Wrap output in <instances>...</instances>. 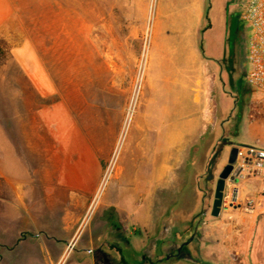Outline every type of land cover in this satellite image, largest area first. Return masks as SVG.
I'll list each match as a JSON object with an SVG mask.
<instances>
[{
  "label": "crops",
  "instance_id": "1",
  "mask_svg": "<svg viewBox=\"0 0 264 264\" xmlns=\"http://www.w3.org/2000/svg\"><path fill=\"white\" fill-rule=\"evenodd\" d=\"M154 1L146 116L167 151L158 166L153 151L134 153L135 171L128 172L125 192L104 204L100 217H85L110 157L99 152V133L110 127L118 140L122 113L106 118L100 103H91L89 89L70 84V92H59L46 81L47 73L26 45L9 54L16 69H0V264H63L78 244L71 264H133L149 250L150 239L155 243L160 237L171 216L169 208L168 217H139V203L147 199L163 206L165 191L170 201L182 181L175 168L182 165L194 180L187 198L195 206L213 177L218 180L235 146L227 142L220 147L226 140L219 138L220 132L204 146L218 124L217 113L229 111L224 90L228 74L220 63L223 39L213 38L212 32L215 26L224 31L231 0ZM11 17L10 0H0V33ZM115 35L110 50L117 45ZM101 56L106 66L119 57L107 52ZM138 71L136 57V76ZM144 164L147 179L140 183ZM231 184L239 205L254 197L257 217H264V171L257 175L248 169ZM151 247L154 252L156 245Z\"/></svg>",
  "mask_w": 264,
  "mask_h": 264
},
{
  "label": "rangeland",
  "instance_id": "2",
  "mask_svg": "<svg viewBox=\"0 0 264 264\" xmlns=\"http://www.w3.org/2000/svg\"><path fill=\"white\" fill-rule=\"evenodd\" d=\"M249 1L231 0L224 31L215 25L213 28V38L223 39L220 49L224 57L220 63L228 74L224 90L229 111L223 112L224 116L217 113L215 122L218 124L206 138L205 147L220 132L219 138L226 139L220 147L228 142L235 147L264 149V93L250 85L246 78L249 70L247 42L251 33L242 14ZM10 2L12 17L0 33V69H16L13 56L9 57V54L26 45L47 73L46 81L58 87L59 92H70V84L80 86L85 92L89 89L91 103L99 102L106 118L122 113L123 131L118 140H113L110 127H107L99 133L102 137L100 142H96L99 152L110 157L104 162L107 163L106 171L85 217H100L103 205L113 202L121 190L125 192L128 172L135 171L134 153L141 156L153 151L158 166V161H162L167 151V143L158 139L147 126L146 116V62L155 20V1L149 0V6L148 0ZM115 34L117 45L110 50L109 40L115 38ZM100 37L103 45H100ZM102 52L119 57L109 60L106 66ZM215 100L219 106L220 95ZM172 161L175 162L174 159ZM140 168V183H145L146 164ZM184 170L183 165L175 168L182 181L170 201L168 192H163L162 196L167 201L165 205H151L145 199L137 206L139 217H146L148 213L149 217H168L166 210L169 208L171 216L167 233L161 232L155 243L151 238L149 250L133 264H264V222L257 217L259 211L249 213L243 205L222 204L220 215L212 216L217 178L213 177L211 185L202 192L201 204L195 206L187 198L194 180ZM233 182H226L223 196L232 191ZM201 186L205 187L204 184ZM162 209V215H157ZM153 243L156 245L154 252L150 249ZM79 248L80 244L73 246L63 264H71ZM177 248L182 249L179 256L176 255ZM170 257L172 261L167 263L166 259Z\"/></svg>",
  "mask_w": 264,
  "mask_h": 264
},
{
  "label": "built area",
  "instance_id": "3",
  "mask_svg": "<svg viewBox=\"0 0 264 264\" xmlns=\"http://www.w3.org/2000/svg\"><path fill=\"white\" fill-rule=\"evenodd\" d=\"M242 18L251 33L247 42L249 70L246 78L250 85L264 93V0H250ZM237 149L234 173L238 172V177L248 169L257 175L264 171V149L253 146H238ZM227 204L230 206L240 204L234 190L223 196V205ZM256 206L257 199L254 197L244 199L243 208L246 212L253 213Z\"/></svg>",
  "mask_w": 264,
  "mask_h": 264
},
{
  "label": "water",
  "instance_id": "4",
  "mask_svg": "<svg viewBox=\"0 0 264 264\" xmlns=\"http://www.w3.org/2000/svg\"><path fill=\"white\" fill-rule=\"evenodd\" d=\"M237 147H232L229 152L228 162L221 170L216 181L214 200L211 209V215L218 217L220 215L221 207L223 204V195L228 180L236 181L238 178V172L234 173V166L237 161Z\"/></svg>",
  "mask_w": 264,
  "mask_h": 264
},
{
  "label": "flooded vegetation",
  "instance_id": "5",
  "mask_svg": "<svg viewBox=\"0 0 264 264\" xmlns=\"http://www.w3.org/2000/svg\"><path fill=\"white\" fill-rule=\"evenodd\" d=\"M169 227H170V223H169V222L163 225V229H162V231H163V234H164V235H165V233H167V231L169 230ZM152 246H154V243L152 244ZM152 249H153V248L151 247V250H152ZM181 251H182V249L177 248V250H176V255L179 256L180 253H181ZM171 256H173V255L171 254Z\"/></svg>",
  "mask_w": 264,
  "mask_h": 264
},
{
  "label": "trees",
  "instance_id": "6",
  "mask_svg": "<svg viewBox=\"0 0 264 264\" xmlns=\"http://www.w3.org/2000/svg\"><path fill=\"white\" fill-rule=\"evenodd\" d=\"M2 56V53L0 52V57ZM261 221L264 222V217H260ZM172 261V257L166 259V262L169 263ZM122 264H126L124 261H122Z\"/></svg>",
  "mask_w": 264,
  "mask_h": 264
}]
</instances>
